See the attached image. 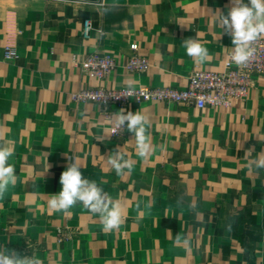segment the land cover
Returning <instances> with one entry per match:
<instances>
[{
    "label": "crops",
    "instance_id": "0c3cea01",
    "mask_svg": "<svg viewBox=\"0 0 264 264\" xmlns=\"http://www.w3.org/2000/svg\"><path fill=\"white\" fill-rule=\"evenodd\" d=\"M232 6L0 0V145L13 150L17 176L0 199V247L43 264H264V169L253 163L264 151V74L254 76L246 99L226 108L147 101L114 104L106 114L96 102L73 99L86 84L183 88L198 68L224 70L233 44L218 16ZM187 39L208 49L204 63L186 54ZM134 42L149 59L144 72L125 67ZM6 44L18 48L17 58H5ZM93 52L117 59L104 80L80 68ZM121 110L148 118L147 159L137 155L126 124L111 134ZM117 149L131 171L118 175L108 162ZM72 162L119 202L118 229L103 231L100 216L79 202L67 213L49 209Z\"/></svg>",
    "mask_w": 264,
    "mask_h": 264
},
{
    "label": "clouds",
    "instance_id": "9594fccd",
    "mask_svg": "<svg viewBox=\"0 0 264 264\" xmlns=\"http://www.w3.org/2000/svg\"><path fill=\"white\" fill-rule=\"evenodd\" d=\"M218 25L231 36L233 51L231 61L237 67L245 66L254 57L256 49L254 43L264 37V0H233V6L227 15L219 13ZM186 54L198 63H204L209 58L208 49L197 39H187L183 42ZM131 95V93H129ZM116 127L123 128L126 124L127 130L134 135L137 155L147 159L152 152L150 127L148 118L141 112H127L124 110L115 113ZM14 155L11 148L0 145V199H2L9 187H14L17 182L15 166L9 163L10 157ZM108 162L117 174L127 168L132 170V161L125 159V154L119 149L115 155L108 157ZM257 168L264 169V151L253 161ZM61 190L50 195L48 207L56 212H64L82 203L89 212L98 214L103 225V231L109 232L118 229L123 223L121 207L118 201H114L110 195L103 191L95 181H90L82 176L80 167L72 162L60 176ZM181 237H176L179 242ZM185 245L189 244L184 239ZM0 264H43V260L32 256H21L14 250L0 247Z\"/></svg>",
    "mask_w": 264,
    "mask_h": 264
},
{
    "label": "built area",
    "instance_id": "2783aa9c",
    "mask_svg": "<svg viewBox=\"0 0 264 264\" xmlns=\"http://www.w3.org/2000/svg\"><path fill=\"white\" fill-rule=\"evenodd\" d=\"M77 1L88 2L89 0ZM92 29L91 20H85L83 35L89 37ZM253 46L256 49L255 55L245 66L237 67L231 61L232 50L226 56L224 70L198 68L189 75L188 83L183 88L172 85H139L115 88L86 84L73 94V99L80 102H96L102 106L106 114H109V107L114 104L126 106L131 102L142 103L147 101L194 105L198 108L208 106L230 107L234 100L247 98L253 86L255 75L264 74V37L257 40ZM130 47L132 54L128 57L125 67L130 72H144L150 65L148 57L138 52L137 42L132 43ZM4 56L6 59L17 58L19 56L18 48L6 44ZM79 65L83 72L94 79L104 80L117 67L118 62L112 53L93 52ZM125 129L126 126L117 128L115 124L110 128V131L112 135H119ZM63 236H67V232H63Z\"/></svg>",
    "mask_w": 264,
    "mask_h": 264
}]
</instances>
